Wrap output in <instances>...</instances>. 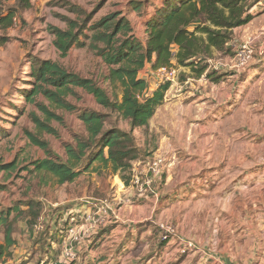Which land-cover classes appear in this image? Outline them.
Listing matches in <instances>:
<instances>
[{"label":"rangeland","instance_id":"rangeland-1","mask_svg":"<svg viewBox=\"0 0 264 264\" xmlns=\"http://www.w3.org/2000/svg\"><path fill=\"white\" fill-rule=\"evenodd\" d=\"M130 1L32 0L30 8L17 9L10 29L0 31L4 40L0 43V164L14 160L17 164L11 175L0 171V184L5 187L0 191V208L21 206L26 213L25 202L29 200L41 207L34 226L24 215L16 219V245L10 250L11 258L0 264H179L194 256L196 249L201 255L227 256V250L237 254L240 246L247 245L241 241L256 229L248 226L246 233L242 231L241 212L244 203L264 185V0L251 9L252 21L233 31L230 50L225 54L214 52L208 61L206 71L217 72L221 80L212 82L205 73L196 79V72L189 68H176V76L169 82L149 127L133 131L141 159L132 163L131 175L145 180L149 161L156 155L164 156L161 181L153 184L157 196L129 198L131 193L122 189L125 185L118 176L105 170L94 172L97 163L81 172L74 183L62 186L52 181L45 185L37 174L22 171L46 157L43 150L30 143L27 133L46 141L54 158L65 161L64 145L84 132L78 119L80 111L101 110L92 96L76 89L79 97L68 100L77 111H59L64 123H50L58 136L39 134L30 114L43 115L35 105L26 103L22 93L34 85L33 58L59 63L97 81L112 94V87L103 78L107 67L101 58L77 46L62 58L49 28L66 29L64 18H77L70 12V7L76 6L93 12L92 22L121 13L130 21L133 35L145 41L146 23L154 5L160 2L138 0L144 7L135 12L129 8ZM6 6L15 7V0ZM250 38L256 39L251 60L244 68H237L234 51ZM219 63L227 67L215 69ZM146 70L139 77L147 80L145 96H150L161 81L150 66ZM116 92L120 98L119 87ZM37 101L49 104L42 97ZM111 127L129 130L126 121L112 115L105 124L106 129ZM85 165L86 159L80 168ZM131 185L129 182L128 187ZM127 198L129 204H125ZM153 201L157 202L154 210ZM87 202L88 207L110 208L102 225L92 217L95 209H86ZM159 224L172 226L174 235L163 241ZM233 232L239 238L235 236L234 244H228ZM179 240L191 241L196 248L182 252ZM70 251L75 254L73 259L67 258Z\"/></svg>","mask_w":264,"mask_h":264},{"label":"trees","instance_id":"trees-1","mask_svg":"<svg viewBox=\"0 0 264 264\" xmlns=\"http://www.w3.org/2000/svg\"><path fill=\"white\" fill-rule=\"evenodd\" d=\"M10 0H0V31L10 29L16 20L17 9H28L32 0H15V7H7ZM154 13L146 23V40L133 35L130 21L121 13H110L92 22L94 13L71 6L70 12L77 18H64L66 29L50 27L54 36L53 45L62 58L72 47L87 48L99 56L107 67L103 78L112 87V94L97 81L68 70L50 60L32 59L31 77L34 85L23 91L27 104L35 105L43 118L35 113L30 120L39 134L58 136L50 123H64L59 111L73 113L77 108L68 100L78 98L76 89L93 97L101 110H81L78 119L84 132L73 137L64 145L65 161L54 158L46 141L27 133L30 143L43 150L46 157L30 163L22 171L35 173L40 182L52 181L58 186L74 183L81 172L88 171L94 163V172L108 171L116 175L125 186L131 180L132 163L141 159V150L133 136L137 129H147L156 109L163 103L170 87L162 82L150 96L147 82L140 73L150 66L152 72L161 68H189L196 72V79L204 73L212 82H219L217 72H207L208 61L214 52L227 53L233 39V31L252 21L251 9L259 0H158ZM129 8L139 12L142 1L129 2ZM99 7V6H98ZM97 9V8H96ZM96 11V10H95ZM84 39V41L81 40ZM0 43L4 40L0 37ZM235 52V51H234ZM235 54V53H234ZM117 87L120 93L116 92ZM42 97L48 106L37 101ZM105 111V112H103ZM108 112V113H107ZM116 116L126 121L129 130L117 127L106 129L108 118ZM143 157V156H142ZM86 159L84 168H80ZM17 170L16 160L0 164V171L8 175ZM9 177V176H8ZM5 187L0 184V191ZM27 212L15 206L0 208V262L11 258L10 250L16 245L13 238L14 223L26 216L30 226H34L41 213L37 202H25ZM14 214L10 219L11 214Z\"/></svg>","mask_w":264,"mask_h":264},{"label":"built area","instance_id":"built-area-1","mask_svg":"<svg viewBox=\"0 0 264 264\" xmlns=\"http://www.w3.org/2000/svg\"><path fill=\"white\" fill-rule=\"evenodd\" d=\"M256 41L255 38H250L246 42L240 44L234 54V66L237 68H244L251 60L252 56V45ZM218 67H215V69H220L223 67H227V64H217ZM155 77L158 78V80L162 82H171L174 80L176 76V68H161L156 70ZM203 76V75H202ZM201 76V77H202ZM164 166V156L163 155H156L153 159H151L148 163L147 172L149 173V176H146L145 180H142L137 176L133 174L131 175L130 184H132L128 189L129 198L133 199H145L148 197V195H158V192L156 189H153V184H157V182L161 181L162 178V168ZM128 187V186H127ZM132 188V189H131ZM126 189V188H125ZM132 191V192H131ZM127 198L125 200V204L130 203V199ZM91 209H95L94 212L96 214H92V217L94 220L97 221L99 225L103 224V220L108 218L110 208L107 209H100L96 206H91ZM90 209V210H91ZM159 231L162 233V240L165 241L169 237H172L174 235V230L172 226L159 224L158 225ZM178 248L182 252L189 251L190 249H195L196 246L191 241H184L179 240L178 242ZM197 250V249H196ZM75 257V254L70 251L67 253L68 259H73Z\"/></svg>","mask_w":264,"mask_h":264},{"label":"crops","instance_id":"crops-1","mask_svg":"<svg viewBox=\"0 0 264 264\" xmlns=\"http://www.w3.org/2000/svg\"><path fill=\"white\" fill-rule=\"evenodd\" d=\"M144 71H147L146 68L144 69ZM155 89L156 86L155 88H153L152 91H154ZM124 187L126 188V186L122 185V189H125ZM128 188L129 187H127L126 189ZM84 203L86 202L84 201ZM84 203H82V205ZM153 203H154L153 206V210H154V208L157 206V202L153 201ZM88 205L89 202H87V206L85 205L83 206H85L86 209L89 208L88 209L89 211L91 208L88 207ZM82 210H85V208L82 207ZM241 214H242L241 219L243 221L241 227L243 226L244 228L242 231L246 233L248 226L255 227L256 229L251 231L252 235L250 236V238L247 237L246 240L241 241V243H244L246 241L247 245H245L244 248L240 246V251L237 254L235 252H228L227 250V256L224 255L214 256L211 254L201 255L199 249H197L196 250L197 253L194 256L192 255L182 259L179 264H190L191 261L192 264H264V185L263 184L262 187L259 189V191L256 192L255 197L252 200H248V202L246 201L244 203L243 211L241 212ZM233 221L234 220L232 219L231 222ZM100 235L101 234H99L96 238L99 239ZM235 236L239 238V235H236L234 232L229 236L228 244L231 243L234 244L232 241L235 239Z\"/></svg>","mask_w":264,"mask_h":264}]
</instances>
